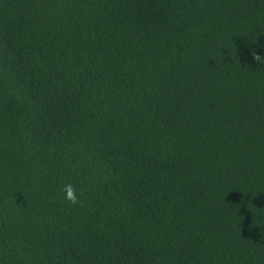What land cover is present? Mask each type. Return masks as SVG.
Here are the masks:
<instances>
[{
	"label": "trees",
	"instance_id": "16d2710c",
	"mask_svg": "<svg viewBox=\"0 0 264 264\" xmlns=\"http://www.w3.org/2000/svg\"><path fill=\"white\" fill-rule=\"evenodd\" d=\"M0 264H264V0H0Z\"/></svg>",
	"mask_w": 264,
	"mask_h": 264
},
{
	"label": "clouds",
	"instance_id": "9594fccd",
	"mask_svg": "<svg viewBox=\"0 0 264 264\" xmlns=\"http://www.w3.org/2000/svg\"><path fill=\"white\" fill-rule=\"evenodd\" d=\"M254 59L260 60V57L254 56ZM63 202H66L72 207H80L84 206V201L81 199L83 195L82 191H78L77 187L72 183L64 184L61 188L60 194Z\"/></svg>",
	"mask_w": 264,
	"mask_h": 264
}]
</instances>
